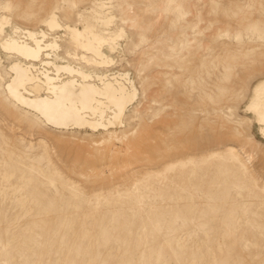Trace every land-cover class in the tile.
<instances>
[{
  "label": "rangeland",
  "instance_id": "374dc122",
  "mask_svg": "<svg viewBox=\"0 0 264 264\" xmlns=\"http://www.w3.org/2000/svg\"><path fill=\"white\" fill-rule=\"evenodd\" d=\"M26 30L133 79L124 123L57 128L8 97ZM259 97L264 0H0V264H264Z\"/></svg>",
  "mask_w": 264,
  "mask_h": 264
},
{
  "label": "bare ground",
  "instance_id": "6f19581e",
  "mask_svg": "<svg viewBox=\"0 0 264 264\" xmlns=\"http://www.w3.org/2000/svg\"><path fill=\"white\" fill-rule=\"evenodd\" d=\"M50 23L57 21L52 18ZM25 34L32 43L15 38L5 42L27 59L10 65L8 97L57 128L95 130L124 123L123 116L138 94L133 79L121 73L93 75L69 61H55L48 48H57L56 40L46 42L44 31L26 30ZM86 46L91 49V42ZM38 86L43 88L42 92L34 90ZM250 109L257 113L264 134V99L254 100Z\"/></svg>",
  "mask_w": 264,
  "mask_h": 264
}]
</instances>
